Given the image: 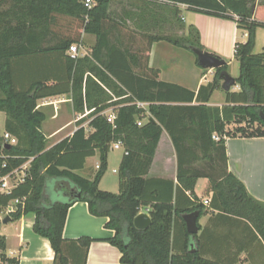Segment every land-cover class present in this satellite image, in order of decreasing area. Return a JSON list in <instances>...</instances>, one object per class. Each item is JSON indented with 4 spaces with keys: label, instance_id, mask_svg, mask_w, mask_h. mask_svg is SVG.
Returning <instances> with one entry per match:
<instances>
[{
    "label": "trees",
    "instance_id": "obj_1",
    "mask_svg": "<svg viewBox=\"0 0 264 264\" xmlns=\"http://www.w3.org/2000/svg\"><path fill=\"white\" fill-rule=\"evenodd\" d=\"M112 1L96 0L88 9L82 0H0V111L6 115L4 130L17 139L9 147L0 139V176L30 160L24 181L10 193H0V213L19 199L9 216L14 220L34 214L33 231L46 238L54 252L51 264H85L87 249L96 240L116 246L125 264H221L203 257L196 234L184 231L182 246H176L175 221L192 211L215 210L243 220L264 243V202L228 171L222 137L230 122L246 125L226 132L229 136L264 137L259 116L264 113V51L253 52L255 30L264 28V1L254 13L256 0H145L231 19L246 32V41L236 44L234 51L239 91H225L226 104L221 108L207 102L220 88L219 72L226 70V63L196 92L161 80L148 62L151 45L164 38L133 30L123 18L111 16ZM83 33L94 37L91 50L72 58L68 49ZM168 40L186 49H202L197 42ZM60 94L69 95L75 112L90 111V131L80 126L48 147L41 130L45 115L37 101ZM136 101L148 103V116ZM109 107L116 115L114 125L101 113ZM163 130L175 149L176 182L145 178ZM215 132L218 140L213 138ZM116 141L124 151L117 193L99 188L110 146ZM96 152L99 167L93 179L78 174L86 158ZM198 178L210 182L207 205L195 194ZM52 186L66 199H52ZM77 201L86 202L91 215L107 217L104 226L114 235L63 238L67 210ZM142 208L151 222L140 230L133 219ZM66 245H71L68 250ZM5 247L0 235L1 263L19 264L16 257L5 255Z\"/></svg>",
    "mask_w": 264,
    "mask_h": 264
},
{
    "label": "crops",
    "instance_id": "obj_2",
    "mask_svg": "<svg viewBox=\"0 0 264 264\" xmlns=\"http://www.w3.org/2000/svg\"><path fill=\"white\" fill-rule=\"evenodd\" d=\"M260 1L264 0H256L254 13L257 11ZM110 12L111 16L115 18H123L126 25L133 30L164 38L155 41L151 45L148 65L156 69L159 78L165 82L174 83L196 92L201 85H206L213 80L216 70L200 67L196 55L190 49L175 45L168 39H185L197 42L202 50L210 52L225 61L226 71L231 77L236 79L239 75V62L234 56V51L236 44L246 41L247 34L237 28L234 20L191 11L184 5L170 7L164 4L149 3L145 0H113ZM93 43L85 47L88 54ZM263 51L264 28L258 27L255 30L253 52L257 54ZM230 91H239V85L235 82ZM224 92L222 80L220 79V88L212 92L207 105L219 108L224 106L226 104ZM66 95L68 94L47 98L55 99ZM67 102H71L69 97ZM110 108L112 107L105 110ZM83 113H78L75 119L63 118L55 122L48 134L42 131L47 139V146L50 147L61 139L72 135L80 126L90 131L87 126L90 118L79 124L81 119L87 117ZM51 119H56V115H53ZM72 124L74 128L69 129ZM245 125V122L225 124V133L222 137L225 138L227 169L244 184L249 194L264 202V137H246L240 134L229 136L226 134V132H234L237 127ZM253 126L257 127L258 125L255 123ZM59 134H63V136L56 138ZM215 134L220 136L217 132ZM117 149H122V153L117 159L116 171L114 169L118 178L117 170L124 151L123 147ZM90 160L94 163L90 164ZM98 167L99 154L96 152L95 155L86 158L84 167L81 169L85 173L82 176L93 179ZM176 171L175 149L169 134L163 130L145 178L168 179L176 182ZM207 180V178H198L195 184L194 191L200 202L209 200L211 196V185L208 186L206 195H203L199 190L200 182L205 183ZM100 189L103 190V188ZM143 211L146 212L145 209L140 212ZM183 215L175 221L177 247L182 246L183 234L186 231ZM12 220L10 217L4 223V230H6L8 222ZM14 220L15 223H13L11 231L0 233L5 239V255L16 257L19 264H51L54 252L49 241L33 231L34 214L28 213ZM107 220V217L91 215L87 203L77 201L67 210L63 238L70 240L77 239L80 236L95 239L112 237L114 231L104 226ZM196 223L198 226L196 233L197 245L203 257L219 261L221 264H264V243L249 223L218 214L215 210L199 214ZM70 246L66 245L67 250ZM120 257L121 252L116 246L103 240H96L87 249L85 264H125L121 263ZM80 263L71 261L70 264ZM0 264H2L1 261Z\"/></svg>",
    "mask_w": 264,
    "mask_h": 264
},
{
    "label": "rangeland",
    "instance_id": "obj_3",
    "mask_svg": "<svg viewBox=\"0 0 264 264\" xmlns=\"http://www.w3.org/2000/svg\"><path fill=\"white\" fill-rule=\"evenodd\" d=\"M82 36H83V43L85 47L86 46L88 47L93 43V37L91 35H87L83 33ZM68 97L69 95H66V96L55 98V99L46 98V99H39L37 101V106L40 107L39 109L45 115V121L43 122L44 126L42 127V131L45 134H48V131L51 129L52 125L55 122H58L63 118L75 119L78 116L77 115L78 113L73 110L72 102H67ZM42 105H45V106H42ZM53 115H56V119L54 120L51 119ZM5 118H6L5 113L4 112L0 113V134L4 130L3 125H4ZM87 120H88V117H85L83 122H86ZM73 128L74 126L72 124L69 129H73ZM61 136H63V134H59L56 138H59ZM121 153H122V149L114 148L113 143H112L110 146L109 152H108V157H107V169L99 181V186L100 188H103V190H108V191L115 192V193L119 191L118 178H117L115 171L117 168V165H116L117 159L120 157ZM89 163L93 164L94 161L90 160ZM78 173L81 175L85 174L84 171H81V170H79ZM12 180H15V178H13ZM207 181H205V183L203 182L204 184L200 182V185H199V190L201 191L203 195H206L208 192V186L210 185V182L209 180ZM49 190H50V195L52 199H59V200L66 199V196H64L62 192L57 191L56 188H54L53 186L50 187ZM142 210H144V208H142L141 211ZM7 215L8 214H6L5 209H2L0 213L1 218H4V216L6 217ZM13 223H15V220L8 222L7 228L6 230H4V223L2 222L0 225V233L2 232L6 233L7 231H11Z\"/></svg>",
    "mask_w": 264,
    "mask_h": 264
},
{
    "label": "built area",
    "instance_id": "obj_4",
    "mask_svg": "<svg viewBox=\"0 0 264 264\" xmlns=\"http://www.w3.org/2000/svg\"><path fill=\"white\" fill-rule=\"evenodd\" d=\"M95 1L96 0H82L84 6L88 9L93 7V5L95 4ZM68 54L72 58H77V57H81V56L88 54V51L86 50L84 43H83V36L79 42L73 43L72 45H70L68 49ZM135 103L137 107L145 110L143 115L145 116L149 115L148 111L146 110L147 103L140 102V101H136ZM89 112L90 111L85 110L83 115H87ZM101 113L106 117V120L109 123L114 125V120H115L116 115H115L113 108L105 110ZM137 125H141L140 120L137 122ZM213 138L215 140H218L219 136L214 133ZM1 140H2V145H6V144L14 145L17 143L16 137L7 131H3V133L1 134ZM113 147L116 149L121 148L122 143L120 141L113 142ZM29 162L30 160L26 161L23 165L13 170L12 172L7 173L3 176H0V193H10L14 187H16L18 184L24 181V178L26 176V171L29 167ZM2 166H5L4 162H2ZM13 178H15V180H12ZM19 201H20L19 199H15L14 201H12V203L9 204L7 208L5 209L6 214H9L10 212L14 211L15 204L18 203ZM203 203L207 205L208 200H204Z\"/></svg>",
    "mask_w": 264,
    "mask_h": 264
},
{
    "label": "water",
    "instance_id": "obj_5",
    "mask_svg": "<svg viewBox=\"0 0 264 264\" xmlns=\"http://www.w3.org/2000/svg\"><path fill=\"white\" fill-rule=\"evenodd\" d=\"M255 6L252 7V11H254ZM190 50L196 55L197 63L200 67L206 68V69H217L222 67L225 64V61L221 59L220 57L204 51L198 47L190 46ZM219 78L222 80V88L225 91L230 90V88L235 84V79L231 77L226 70H221L219 72ZM261 120L264 122V113L260 112L259 114ZM5 146H10L9 144H6ZM199 216V213L197 211H192L189 213H186L183 215V220L185 222L186 231L189 234H196L198 231L197 226V218ZM10 219L9 216H6L4 219H2L3 223H6ZM151 220L147 212L143 211L138 213L134 219L133 224L137 229H146Z\"/></svg>",
    "mask_w": 264,
    "mask_h": 264
}]
</instances>
